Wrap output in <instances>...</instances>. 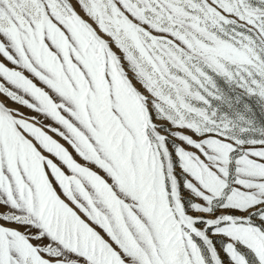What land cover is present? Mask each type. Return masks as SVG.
Instances as JSON below:
<instances>
[{"label": "snow or ice", "instance_id": "snow-or-ice-1", "mask_svg": "<svg viewBox=\"0 0 264 264\" xmlns=\"http://www.w3.org/2000/svg\"><path fill=\"white\" fill-rule=\"evenodd\" d=\"M210 73L264 97V0H0V264H264Z\"/></svg>", "mask_w": 264, "mask_h": 264}, {"label": "rangeland", "instance_id": "rangeland-1", "mask_svg": "<svg viewBox=\"0 0 264 264\" xmlns=\"http://www.w3.org/2000/svg\"><path fill=\"white\" fill-rule=\"evenodd\" d=\"M210 74L215 83L217 94L208 97V111H214L216 119L228 120L232 125L231 131L240 139L247 140L264 135V97L248 93L223 75ZM137 86L139 87V85ZM0 101L14 109L20 108L26 115H37L29 109L7 100L2 94H0ZM55 138L59 139V137ZM60 142L64 143L62 140ZM77 159L79 158L77 157Z\"/></svg>", "mask_w": 264, "mask_h": 264}]
</instances>
